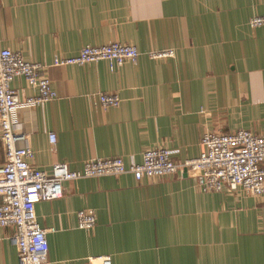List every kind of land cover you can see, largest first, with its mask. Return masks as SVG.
Segmentation results:
<instances>
[{
    "label": "crops",
    "instance_id": "1",
    "mask_svg": "<svg viewBox=\"0 0 264 264\" xmlns=\"http://www.w3.org/2000/svg\"><path fill=\"white\" fill-rule=\"evenodd\" d=\"M261 14L264 0H0V46L44 64L57 93L14 115L30 164L46 173L92 157L128 165L146 148H167L181 161L199 155L208 131L264 135V25L249 24ZM112 41L134 45L137 61L52 63ZM165 48L173 55H145ZM11 87L20 97L35 93L20 76ZM98 92L120 102L103 108ZM88 208L95 224L80 229L76 212ZM35 214L47 230L43 264H98L89 260L97 256L111 264H264V194L202 192L186 173L66 180L62 196L37 202ZM11 231L0 228V264H18Z\"/></svg>",
    "mask_w": 264,
    "mask_h": 264
},
{
    "label": "built area",
    "instance_id": "2",
    "mask_svg": "<svg viewBox=\"0 0 264 264\" xmlns=\"http://www.w3.org/2000/svg\"><path fill=\"white\" fill-rule=\"evenodd\" d=\"M251 26L264 25V14L250 18ZM173 49L149 50L148 58L173 55ZM141 52L131 44L118 41L101 45H85L76 55L55 56L53 65H82L106 60L109 67L126 61L135 63ZM45 65L25 60L20 52L0 46V139L4 161L0 164V228L11 227L8 240L16 248L18 264H43L48 254L46 229L40 227L35 204L62 196V182L84 177L118 176L132 174L135 181L143 178L186 173L194 179L202 192L223 189L241 190L245 194H264V135L250 130L234 132H205L200 140L198 156L174 161L167 148H146L141 161L126 165L121 157H92L79 169H71L65 162H56L49 173L30 164L33 151L27 137L16 130L15 113L22 107L35 106L57 96L46 75ZM20 76L35 89L32 95L20 97L11 87L12 80ZM101 107L116 106L120 97L114 93L98 92L93 96ZM51 144L55 141L49 133ZM20 141L23 144H20ZM78 228L90 230L95 224L92 209L76 212ZM98 264H111L108 256L89 258Z\"/></svg>",
    "mask_w": 264,
    "mask_h": 264
}]
</instances>
